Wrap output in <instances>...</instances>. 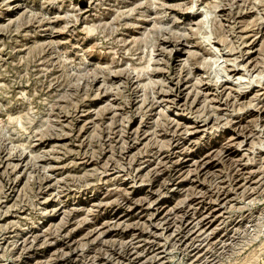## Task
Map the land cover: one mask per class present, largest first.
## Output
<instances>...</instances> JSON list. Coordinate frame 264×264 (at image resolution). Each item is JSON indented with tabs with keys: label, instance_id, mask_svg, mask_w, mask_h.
I'll use <instances>...</instances> for the list:
<instances>
[{
	"label": "rangeland",
	"instance_id": "1",
	"mask_svg": "<svg viewBox=\"0 0 264 264\" xmlns=\"http://www.w3.org/2000/svg\"><path fill=\"white\" fill-rule=\"evenodd\" d=\"M0 264H264V0H0Z\"/></svg>",
	"mask_w": 264,
	"mask_h": 264
},
{
	"label": "bare ground",
	"instance_id": "2",
	"mask_svg": "<svg viewBox=\"0 0 264 264\" xmlns=\"http://www.w3.org/2000/svg\"><path fill=\"white\" fill-rule=\"evenodd\" d=\"M217 50V49H216ZM234 67V66H233ZM234 70V69H233ZM234 71H236V67H235V70Z\"/></svg>",
	"mask_w": 264,
	"mask_h": 264
}]
</instances>
